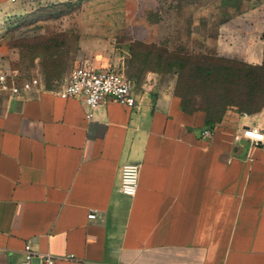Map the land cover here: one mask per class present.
I'll use <instances>...</instances> for the list:
<instances>
[{
  "label": "crops",
  "instance_id": "1",
  "mask_svg": "<svg viewBox=\"0 0 264 264\" xmlns=\"http://www.w3.org/2000/svg\"><path fill=\"white\" fill-rule=\"evenodd\" d=\"M246 19L227 22L218 50L260 64L264 21ZM77 67L46 63L42 75L63 81L52 88L0 68L21 87L0 91V264H22L28 242L33 264L42 253L56 264H264V141L243 135L264 131V106L228 108L211 136L205 112L171 92L134 90V107L107 97L89 119L83 96L59 94ZM126 162L141 164L135 196L121 189Z\"/></svg>",
  "mask_w": 264,
  "mask_h": 264
},
{
  "label": "rangeland",
  "instance_id": "2",
  "mask_svg": "<svg viewBox=\"0 0 264 264\" xmlns=\"http://www.w3.org/2000/svg\"><path fill=\"white\" fill-rule=\"evenodd\" d=\"M241 16L254 29L264 0H0V68L52 88L63 81L42 75L46 63L99 64L129 76L137 93L171 92L207 106L216 93L196 66L227 57L218 42Z\"/></svg>",
  "mask_w": 264,
  "mask_h": 264
},
{
  "label": "built area",
  "instance_id": "3",
  "mask_svg": "<svg viewBox=\"0 0 264 264\" xmlns=\"http://www.w3.org/2000/svg\"><path fill=\"white\" fill-rule=\"evenodd\" d=\"M10 78L7 72L0 69V91L19 93L21 87ZM33 83H37V80H34ZM30 84L25 82L23 87L29 88ZM59 94L66 97L83 96L89 119L94 118L97 108L107 97L128 107H134L137 104L133 82L123 72L114 68L77 67L70 73ZM203 134L211 136L212 131L206 129ZM243 135L254 144L264 141V131L256 125L244 128ZM140 171V163L126 162L123 165L121 189L125 195L135 196L137 194L140 185ZM88 217L97 219L99 214L93 210L89 212ZM24 252L25 259L22 264H33L35 251L30 242L25 244ZM39 264H56V257L50 253H42Z\"/></svg>",
  "mask_w": 264,
  "mask_h": 264
},
{
  "label": "trees",
  "instance_id": "4",
  "mask_svg": "<svg viewBox=\"0 0 264 264\" xmlns=\"http://www.w3.org/2000/svg\"><path fill=\"white\" fill-rule=\"evenodd\" d=\"M212 60L197 65L196 72L201 84L215 91V101H208L207 106L193 107V104L181 95V106L185 111H204L206 124L213 129L229 107L242 111H258L264 106V61L261 64H253L227 57ZM180 63L185 66L186 61L180 60Z\"/></svg>",
  "mask_w": 264,
  "mask_h": 264
}]
</instances>
